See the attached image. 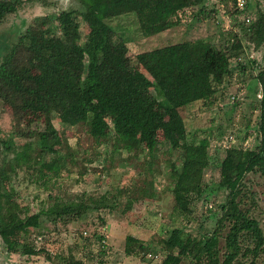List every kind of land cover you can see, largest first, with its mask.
Listing matches in <instances>:
<instances>
[{"label": "trees", "instance_id": "1", "mask_svg": "<svg viewBox=\"0 0 264 264\" xmlns=\"http://www.w3.org/2000/svg\"><path fill=\"white\" fill-rule=\"evenodd\" d=\"M32 1L0 0V23ZM76 2L79 10L59 12L58 35L50 34L42 27L48 16L33 18L0 59V102L12 111L24 109L41 114L43 124L40 131L23 133L27 141L23 142L19 153L12 141L0 140V235L18 231L25 239L29 229L39 228L41 220L72 222L87 212L100 208L110 210L116 205L103 203L101 197L84 195L51 204V196H48L46 202L49 205L45 208L30 215L22 212L14 201L11 179L22 172L38 188L47 189L49 180L59 177L64 156H70H63L58 148L50 146L59 140L54 122L85 125L90 138L99 142L106 138L105 117H108L114 139L109 143V156L103 158L104 162L117 153L124 155L126 151H137L140 154L142 148L153 158L151 152L160 132L166 142L181 146L179 163L170 174L172 209L182 216L189 215L190 203L203 192L208 144L205 139L180 143L186 135L178 109L195 102H206L215 94L224 78L231 74L230 60L240 59L239 55L244 51L240 38L234 35V42L226 51L215 49L208 39L198 38L141 52L135 56L140 70L132 72L123 66L126 41L116 34L113 21L141 12L147 20L137 22V30L141 37L149 38L179 25L178 17L186 10L196 9L191 21L199 22L206 0ZM246 2L242 8L235 7L236 11L242 13ZM77 19L87 31L84 39ZM243 22L249 23L243 32L246 42L254 49L263 46L264 11L253 20L246 18ZM35 57L37 74L33 75L30 59ZM63 71L80 75L74 85L64 78ZM255 80L260 89L256 121L259 141L252 150L233 145L222 148L224 156L219 163L217 187L228 193L225 203L219 206L220 216L214 229L199 239L182 229H172L161 244L165 255L159 264H180L182 259L189 264H242L241 261L246 259H249L247 264H257L256 259L263 253L264 235L260 224L250 216L248 208L241 207L245 199L242 192L244 176L259 173L264 177V67L257 72ZM147 89L152 90L154 100L163 106L162 111L149 108L145 98ZM164 118H167L166 125ZM36 147L40 151L37 157L33 156ZM37 166L40 171L36 172L33 169ZM136 191L126 193L130 198L125 199L122 213L135 208L143 211L146 195ZM121 194L123 191L117 192V196ZM225 228L220 247V232ZM84 241L93 243L97 252H102L106 245V237L100 231L87 235ZM151 245L137 242L127 234L122 251L126 257L140 260L152 249ZM9 248L21 256L42 253L24 241L10 242Z\"/></svg>", "mask_w": 264, "mask_h": 264}, {"label": "rangeland", "instance_id": "2", "mask_svg": "<svg viewBox=\"0 0 264 264\" xmlns=\"http://www.w3.org/2000/svg\"><path fill=\"white\" fill-rule=\"evenodd\" d=\"M72 9L79 10L76 0H34L21 6L16 13L7 16L0 23V59L17 42L18 34L33 18L48 16L42 27L50 34L58 35L59 12ZM195 11L196 9L184 11L178 17L179 25L149 38L141 37L137 30V22L147 20L141 12L112 22L116 34L126 41L127 53L122 59L123 66L132 72L140 70L135 62L137 54L183 40L205 38L211 41L215 49L226 51L236 35L245 46L239 55L240 59L230 60L231 74L224 78L208 101L195 102L178 109L186 135L180 143H195L205 139L208 144V166L203 171L202 178L203 192L190 203L189 215L182 216L172 209L173 182L170 174L179 163L181 146L166 142L158 132L151 152L153 158L142 148L140 154L137 151H126L124 155L117 153L104 162L103 158L109 156V143L114 139L108 117H105L106 138L99 142L90 138L85 125L71 126L69 123L62 125L54 122L59 140L50 146L58 148L63 156H70H64V167L59 177L49 180L47 189L38 188L22 172L11 179L14 201L22 212L30 215L45 208L49 205L46 202L48 196H51V204L83 195L101 197L103 203L116 204V207L87 212L84 217L72 222L41 220L39 228L29 229L25 239L18 231L2 234L0 264H159L165 255L161 244L172 229H182L184 233L197 239L214 229L220 216L219 206L225 203L228 193L217 187L219 163L224 156L222 148L226 146L224 138L231 134L235 140V148L248 150L254 149L259 141L256 121L260 89L255 75L264 67V45L254 49L246 42L243 32L249 23H244L243 20H253L259 12L264 11V0H247L242 13L236 11L234 0H206L204 15L199 22L191 21ZM209 12L211 13L206 17ZM75 21L79 24L80 34L84 39L86 29L78 19ZM36 60V57L30 59L33 75L37 74L34 68ZM241 66H244L243 70ZM62 74L71 85L80 76L69 71H63ZM145 98L151 110L162 111L163 106L154 100L152 90L145 91ZM163 124H167V118L163 119ZM42 129L41 114L24 109L12 111L0 102V140L12 141L17 146L18 153L21 152L23 142L27 141L23 133ZM38 150L36 147L33 156H39ZM46 158L52 160L51 156L46 155ZM33 170L37 172L40 168L37 166ZM242 183L245 199L241 207L248 208L250 216L259 222L264 235V177L259 173H249L244 176ZM133 189L137 190L136 193L146 195L147 204H143V211L135 208L122 213L125 199L129 197L126 193L131 194ZM120 191L123 194L117 196ZM119 226H126L127 231H121ZM99 231L106 237L102 252H97L93 243L84 241V237ZM130 232L138 238L137 242L152 244V249L140 260L123 254V240ZM225 232L226 228L220 232V247L223 245ZM38 236L41 239L35 242ZM14 241H24L35 250H42V253L37 256L13 253L9 244ZM248 260L241 262L247 264ZM255 262L264 264V251ZM180 264L189 263L182 259Z\"/></svg>", "mask_w": 264, "mask_h": 264}, {"label": "built area", "instance_id": "3", "mask_svg": "<svg viewBox=\"0 0 264 264\" xmlns=\"http://www.w3.org/2000/svg\"><path fill=\"white\" fill-rule=\"evenodd\" d=\"M244 3H245V0H236L235 1V7L236 8H242ZM224 143L226 144V146H223V148H227L229 146L234 145L235 140L232 137V135L229 134L227 137L224 138ZM37 241H40V237L39 236L35 238V242H37Z\"/></svg>", "mask_w": 264, "mask_h": 264}, {"label": "crops", "instance_id": "4", "mask_svg": "<svg viewBox=\"0 0 264 264\" xmlns=\"http://www.w3.org/2000/svg\"><path fill=\"white\" fill-rule=\"evenodd\" d=\"M164 33V32H163ZM162 34V33H161ZM120 230L123 231L124 229L127 231L126 226H119ZM128 228V227H127ZM129 235L133 236L135 238V236L130 232ZM138 239V238H136ZM142 241V240H141Z\"/></svg>", "mask_w": 264, "mask_h": 264}]
</instances>
